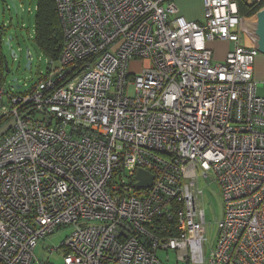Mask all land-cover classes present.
I'll list each match as a JSON object with an SVG mask.
<instances>
[{
    "label": "built area",
    "instance_id": "2783aa9c",
    "mask_svg": "<svg viewBox=\"0 0 264 264\" xmlns=\"http://www.w3.org/2000/svg\"><path fill=\"white\" fill-rule=\"evenodd\" d=\"M55 2L60 56L25 90L0 86V264H53L35 250L68 226L50 249L61 264H167L159 250L264 264V96L243 41L255 14L238 0H203L204 23L173 0ZM217 40L234 43L224 60ZM202 178L224 207L208 259Z\"/></svg>",
    "mask_w": 264,
    "mask_h": 264
},
{
    "label": "rangeland",
    "instance_id": "374dc122",
    "mask_svg": "<svg viewBox=\"0 0 264 264\" xmlns=\"http://www.w3.org/2000/svg\"><path fill=\"white\" fill-rule=\"evenodd\" d=\"M17 5L13 6L11 0H0V21L10 24L13 20V26H8L10 36H12L11 44L5 45V54L7 56L10 73L8 74L7 89L11 90V86L21 84L23 90L28 86L37 83L44 72L49 68L46 56L40 51L35 42V28L38 0H16ZM10 5L8 9L7 6ZM24 7V11L22 10ZM32 12H29L31 11ZM263 8V7H262ZM17 9V10H16ZM18 23H20L18 25ZM14 36V38H13ZM28 50L32 56L31 69H28ZM16 51V55L14 54ZM137 66V64H135ZM15 79L18 81L15 82ZM14 91V90H13ZM12 91V92H13ZM20 92V91H14ZM201 188L204 190L203 208L205 210V224L207 240L204 244L205 258H209L212 247L214 246L218 231L219 221L223 217L224 207L220 188L216 183H209L205 178L200 182ZM72 232L70 226L58 230L48 238L39 242L35 250L36 256L41 261H50L53 264H61L63 252L55 250L50 254L52 247H58ZM158 255L162 261L167 264L177 263V253L175 250H159Z\"/></svg>",
    "mask_w": 264,
    "mask_h": 264
},
{
    "label": "trees",
    "instance_id": "16d2710c",
    "mask_svg": "<svg viewBox=\"0 0 264 264\" xmlns=\"http://www.w3.org/2000/svg\"><path fill=\"white\" fill-rule=\"evenodd\" d=\"M238 2L240 13L246 16H251L264 7V0L251 3L248 0H238ZM9 25L0 21V86L7 84L10 73L9 62L5 54V45L10 36L7 29ZM35 42L47 58L57 59L60 56L64 45V34L55 0H38ZM8 120L9 118L6 117L0 120L1 136L2 133L9 131Z\"/></svg>",
    "mask_w": 264,
    "mask_h": 264
},
{
    "label": "crops",
    "instance_id": "0c3cea01",
    "mask_svg": "<svg viewBox=\"0 0 264 264\" xmlns=\"http://www.w3.org/2000/svg\"><path fill=\"white\" fill-rule=\"evenodd\" d=\"M13 1L16 6L17 1L16 0ZM173 1L178 5L181 15L185 16L188 20L196 21L199 23L205 22L203 0H173ZM36 7L38 9V3L36 4ZM7 8L9 9L10 5H8ZM22 10L24 11V7H22ZM29 12H32V9ZM10 24H12L13 26V20H11ZM19 24L20 23H18V25ZM35 36H36V28H35ZM243 41L245 44L251 45L250 35L248 36L247 34H243ZM210 46L214 49L215 58L217 60H224L226 58L228 51L234 47V43L225 40H217L211 42ZM254 76L258 83L257 92L259 95L264 96V53L260 52L256 58ZM16 85L17 84H15V87Z\"/></svg>",
    "mask_w": 264,
    "mask_h": 264
},
{
    "label": "water",
    "instance_id": "95a60500",
    "mask_svg": "<svg viewBox=\"0 0 264 264\" xmlns=\"http://www.w3.org/2000/svg\"><path fill=\"white\" fill-rule=\"evenodd\" d=\"M11 3L13 6L15 5L13 0H11ZM250 38L251 46L258 49L259 53H264V7L255 13L250 31ZM11 40L12 36L9 37L7 44H11ZM14 54L16 55V51H14ZM31 64V54L28 50V61L26 67L31 69ZM15 81L17 80L15 79ZM15 88H19V85H16ZM138 178L140 180L137 184L138 186H149L152 183L153 175L143 169H140L138 171Z\"/></svg>",
    "mask_w": 264,
    "mask_h": 264
}]
</instances>
